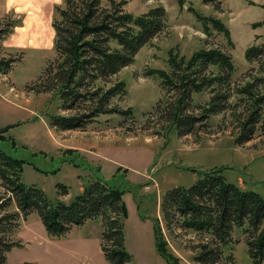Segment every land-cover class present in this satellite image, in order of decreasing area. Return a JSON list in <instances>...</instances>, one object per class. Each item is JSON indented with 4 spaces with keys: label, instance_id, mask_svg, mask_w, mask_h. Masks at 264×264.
Segmentation results:
<instances>
[{
    "label": "rangeland",
    "instance_id": "rangeland-1",
    "mask_svg": "<svg viewBox=\"0 0 264 264\" xmlns=\"http://www.w3.org/2000/svg\"><path fill=\"white\" fill-rule=\"evenodd\" d=\"M14 1L9 13L0 15V30L11 31L0 43V60L15 61L6 74H0V128L7 129L5 135L18 146V152L12 153L26 161L22 182L42 189L52 204L71 203L93 180L118 187L125 191L121 203L130 264H169L156 247L155 225L175 264H199L194 260L196 248L209 236L180 229L177 218L169 230L162 214L164 195L174 188L191 187L203 172L225 168L223 174L230 182L264 198V112L253 140L243 145L236 143L237 123L231 111L212 116L193 135L179 137L156 114L159 103L175 96L163 88L160 74H172L171 55L189 59L201 50L219 49L233 62L229 79L232 93L263 78L264 57L249 61L246 54L251 47L264 46V0H185L182 7L178 0H115L117 5L124 1L123 8L137 17L162 6L166 28L106 85L125 83L127 94L111 105L124 114L102 115L84 131L52 128L50 116L72 117L81 111L63 110L55 96L37 92L41 87L36 84L45 68L56 62L53 24L60 19L58 9L65 7V0ZM112 6L103 0L102 8ZM210 18L219 20L229 36L216 29ZM221 72L210 66L204 75ZM256 84L264 95V84ZM212 91L194 94L191 110L199 113V107L208 105ZM236 99V95L232 97L233 102ZM25 105L35 116L18 108ZM68 152L74 154L64 156ZM62 185L68 189L66 196L61 195ZM4 196L0 181V198ZM17 211L12 201L0 213ZM16 224L12 240L20 245L7 253L8 264H111L102 250L109 244L102 239L100 218L73 227L59 238L48 235L37 213L26 220L21 216ZM19 228L24 230L20 237ZM247 238L243 229H236L232 246L218 264H229V256L233 264H255Z\"/></svg>",
    "mask_w": 264,
    "mask_h": 264
},
{
    "label": "trees",
    "instance_id": "trees-1",
    "mask_svg": "<svg viewBox=\"0 0 264 264\" xmlns=\"http://www.w3.org/2000/svg\"><path fill=\"white\" fill-rule=\"evenodd\" d=\"M108 1L113 5L110 9L102 8L103 0H65V7L58 9L60 19L53 24L56 62L45 68L36 84L41 87L37 92L55 96L63 110L81 112L72 117L50 116L52 128L84 131L102 115L124 114L111 105L114 99L127 94L125 83L106 85L133 64L139 51L166 28V11L162 6L137 17L123 8L124 1L118 5L115 0ZM178 1L181 7L185 5V0ZM208 21L229 36L219 20L210 18ZM14 24L12 22L11 26L15 27ZM10 35V30H0V43ZM246 56L249 61L260 60L264 57V46L251 47ZM11 62L0 60V74L8 72ZM170 65L172 74L162 72L160 76L163 88L175 96L156 107V114L169 124L168 129L174 128L179 137L193 135L198 127L207 125L212 116L231 111L237 123L236 143L243 145L253 140L264 112V95L258 91L256 82L264 84V77L232 93L229 79L234 72L233 62L219 49L201 50L189 59L171 55ZM210 66L222 72L212 77L204 75ZM261 67L264 71V61ZM219 84L221 87L216 88ZM206 89L213 90L211 101L199 107V113L192 111L193 95ZM235 95L237 99L233 102ZM6 130L0 128V181L8 197L0 198V210H6L15 201L18 211L0 213V264H8L7 253L20 245L12 240L19 225L14 222L21 216L26 220L32 213L38 214L48 235L58 238L73 227L100 218L102 239L109 244L102 246L105 257L111 264H130L131 257L125 249L121 203L125 191L97 179L87 183L71 203L52 204L42 189L22 182L26 161L12 153L19 149L5 135ZM67 154L74 153L64 156ZM224 170L203 172L191 187L168 191L162 203L164 221L169 230L177 218L180 229L209 236L196 248L194 260L199 264L223 261L225 250L233 244L236 229L245 231L249 255L255 264H261L264 262V198L230 182ZM66 188L60 186L61 195L69 194ZM154 229L158 251L169 264H175L156 225ZM226 258L233 264L232 256Z\"/></svg>",
    "mask_w": 264,
    "mask_h": 264
},
{
    "label": "crops",
    "instance_id": "crops-1",
    "mask_svg": "<svg viewBox=\"0 0 264 264\" xmlns=\"http://www.w3.org/2000/svg\"><path fill=\"white\" fill-rule=\"evenodd\" d=\"M14 3H15L14 0H0L1 9L4 11L0 15L8 14L9 11L13 8V4ZM18 108L21 109V110L29 111L31 115H34L35 116V112L31 108H29L28 106H26V105L25 106H19ZM27 109H29V110H27ZM23 231H20V228H19L18 237H20V235H21V233Z\"/></svg>",
    "mask_w": 264,
    "mask_h": 264
}]
</instances>
